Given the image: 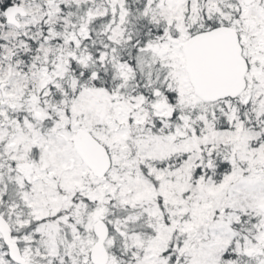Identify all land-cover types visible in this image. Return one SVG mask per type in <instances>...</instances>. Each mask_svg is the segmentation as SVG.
<instances>
[{"label":"snow or ice","instance_id":"1","mask_svg":"<svg viewBox=\"0 0 264 264\" xmlns=\"http://www.w3.org/2000/svg\"><path fill=\"white\" fill-rule=\"evenodd\" d=\"M0 264H264V0H0Z\"/></svg>","mask_w":264,"mask_h":264}]
</instances>
